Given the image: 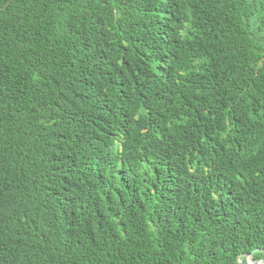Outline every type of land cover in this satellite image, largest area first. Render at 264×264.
<instances>
[{
    "label": "trees",
    "instance_id": "obj_1",
    "mask_svg": "<svg viewBox=\"0 0 264 264\" xmlns=\"http://www.w3.org/2000/svg\"><path fill=\"white\" fill-rule=\"evenodd\" d=\"M255 248L264 0H0V264Z\"/></svg>",
    "mask_w": 264,
    "mask_h": 264
},
{
    "label": "water",
    "instance_id": "obj_2",
    "mask_svg": "<svg viewBox=\"0 0 264 264\" xmlns=\"http://www.w3.org/2000/svg\"><path fill=\"white\" fill-rule=\"evenodd\" d=\"M257 252H263L264 253V248H255L249 254L241 255L239 260H238L239 264H244V262H243L244 257L246 258L247 264H251L250 261H252V264H264V257H261L259 259L254 258V254Z\"/></svg>",
    "mask_w": 264,
    "mask_h": 264
},
{
    "label": "bare ground",
    "instance_id": "obj_3",
    "mask_svg": "<svg viewBox=\"0 0 264 264\" xmlns=\"http://www.w3.org/2000/svg\"><path fill=\"white\" fill-rule=\"evenodd\" d=\"M250 263L252 264V261H250Z\"/></svg>",
    "mask_w": 264,
    "mask_h": 264
}]
</instances>
